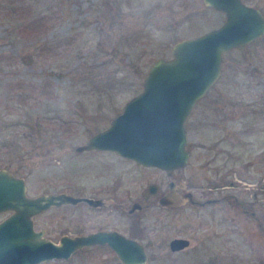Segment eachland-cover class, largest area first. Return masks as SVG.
<instances>
[{"label":"rangeland","instance_id":"374dc122","mask_svg":"<svg viewBox=\"0 0 264 264\" xmlns=\"http://www.w3.org/2000/svg\"><path fill=\"white\" fill-rule=\"evenodd\" d=\"M244 1L264 14V0ZM33 2L36 14L26 20L15 23L0 16V52L15 58L8 75L24 83L31 80L42 93L23 110L1 115V126L4 121L20 123L9 130L11 145L0 147V168L23 176L30 196L76 191L77 184L89 190L96 176L121 178V192L130 191L129 198L140 195L149 182L165 188L162 168L111 152L85 154L89 151L76 146L106 127L124 102L141 90L156 57H170L175 41L218 27L224 12L207 7L203 0ZM259 82L264 83V35L224 52L219 78L186 119L191 153L174 172L185 176L194 192L221 177L233 178L235 185L209 194L222 195L218 203L186 207L176 215L161 212L172 234L190 237L193 252H172L169 246L147 249V264H264V115H248L250 101L264 104V95H255ZM254 116L256 123L248 121ZM101 160L110 167L97 174L91 163ZM228 192L236 195L237 203L225 198ZM9 213L0 211V220ZM71 214L70 204L51 205L33 216L34 226L45 228V236L56 240L73 230ZM147 217L152 220L153 213ZM196 246H204V252L195 251ZM37 264L123 263L114 249L102 246Z\"/></svg>","mask_w":264,"mask_h":264},{"label":"water","instance_id":"95a60500","mask_svg":"<svg viewBox=\"0 0 264 264\" xmlns=\"http://www.w3.org/2000/svg\"><path fill=\"white\" fill-rule=\"evenodd\" d=\"M203 3L223 11L224 22L201 35L175 41L170 57H156L147 68L141 90L128 99L106 127L77 149L110 148L167 171L188 162L191 152L187 148L186 119L196 101L219 78L224 52L264 35V15L259 8L242 0ZM155 188L151 183L147 192L154 193ZM26 189L23 176L0 168V211L10 210L0 220V264H37L52 258H69L83 245L105 241L113 246L123 264L148 263L143 245L117 231L64 234L60 242L44 236V230L34 226L35 214L51 205L80 200L94 203L96 199L67 191L30 196ZM171 196L172 193L161 201H170ZM187 244L184 237L171 241L172 249Z\"/></svg>","mask_w":264,"mask_h":264},{"label":"flooded vegetation","instance_id":"af4514ba","mask_svg":"<svg viewBox=\"0 0 264 264\" xmlns=\"http://www.w3.org/2000/svg\"><path fill=\"white\" fill-rule=\"evenodd\" d=\"M242 1L245 4H248L244 0ZM260 11L262 12L261 9ZM128 99L124 102V104L128 101ZM123 106L121 110L123 109ZM85 143L79 145H84ZM79 145L76 146V149ZM77 150L81 152L89 151L85 152V154L91 155L97 154L93 152H98L101 154L111 152L117 156H120L127 160H132L141 165L155 166L143 164L142 162H139L134 158L122 155L118 151L110 148L90 147ZM79 155L84 156V154ZM91 165H93L92 167L95 166L94 168L96 169V171H98L96 172L97 174H102L108 167H110V163L104 160H101L100 162H92ZM180 167L181 166L175 167L170 171H167L166 169L162 168V170H164L167 175L165 188L162 187L161 183L149 182L140 195L133 196L132 198L128 197L130 191L126 195L125 193L121 192L122 182L121 178L119 177L108 178L103 176H96L95 178H97V181L99 182L95 181L96 183H91V186H88L89 190L85 188V184H82L80 187L77 184L75 186L76 191L60 190L67 191L76 196H88L93 199H96V201L94 203H90L87 200H80L77 202H67L60 204L61 206L65 204L71 205V220L72 227L74 228L73 230H69L68 232H62L56 240H54L53 238L51 239L55 242H60V238L64 234L76 236L98 230H109L117 231L119 233L124 234L125 236L138 240L146 249V252L147 249H158L163 248L165 246H169L170 251L172 252L183 250L185 252L191 251L192 253L193 250L190 249L192 247V245H190V237H186L182 234H172V232L170 231V223H168L167 221L165 222V220H162L163 214L161 212L170 211L171 213H174L176 215L180 210L186 207L194 209L197 206L202 208L206 205L218 203L219 201H222V195L210 196L209 194L214 190H222L223 188L232 187L235 185L236 181L233 178L221 177L218 182H211L206 186V188L202 187L200 188L199 192H194L193 188H191V185L187 181L185 176L174 174L175 170L179 169ZM151 183H153L156 187L154 193H149V191L147 192V187ZM170 193H172L173 195L170 198L172 201L169 199L170 201H164L163 203L161 200L163 198H166ZM225 198L233 203H237L236 195L232 192L226 193ZM240 205L242 207L244 206V208H246L245 210L248 209L245 206L244 202L240 203ZM79 210H87L90 214H79ZM149 212L153 213L152 220L147 217V213ZM251 213L253 214L254 212L252 211ZM87 222L89 223V225L87 224ZM84 224H86L85 228H88L87 230L84 229ZM42 229L44 230L45 236L46 230L45 228ZM177 237L187 238L188 244L177 249H172L171 241ZM102 246L110 247L113 249V246L108 241L83 245L78 249H90ZM193 249L195 251H198L199 253L204 252V246H196ZM151 256L153 255L151 254ZM149 258V253L147 252V259L149 260ZM210 259L215 260V257L211 256Z\"/></svg>","mask_w":264,"mask_h":264},{"label":"trees","instance_id":"16d2710c","mask_svg":"<svg viewBox=\"0 0 264 264\" xmlns=\"http://www.w3.org/2000/svg\"><path fill=\"white\" fill-rule=\"evenodd\" d=\"M35 6L36 5L34 4L33 0H0V16L18 23L22 20L33 17L34 14H36ZM30 23L31 22L28 23V26L31 27L32 24ZM25 26L27 27V25ZM32 27V31H35V29L37 28V24L35 23ZM13 63H15V58L12 57L10 53L6 51L0 52V119L1 115L4 112L9 113L10 110L11 112L23 110L26 106H29L31 100L36 98L39 99L42 97L41 90L38 89V87L36 88V85L31 80L27 83H24L18 79H15L11 75H8L10 68L14 65ZM255 86L256 85L254 84L252 87ZM263 86L264 83H258V86L256 87L259 89V91H257L255 95L263 97ZM250 106H252L253 108H251L248 115L251 112L255 115H264V104H259L257 101L252 100L250 101ZM247 119L248 121L254 123L258 121L257 116ZM34 120H37V117ZM0 123H2V120L0 121ZM17 123L20 122H13L12 124H8L4 121V124H2V126L0 125V147H7L11 145L8 137L9 130L11 127L14 128ZM24 124L32 126V122L28 120H25Z\"/></svg>","mask_w":264,"mask_h":264}]
</instances>
